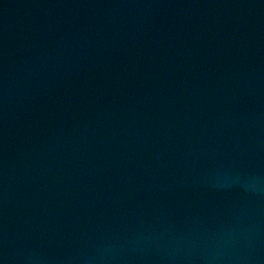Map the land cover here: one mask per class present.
Returning a JSON list of instances; mask_svg holds the SVG:
<instances>
[{
    "label": "water",
    "instance_id": "water-1",
    "mask_svg": "<svg viewBox=\"0 0 264 264\" xmlns=\"http://www.w3.org/2000/svg\"><path fill=\"white\" fill-rule=\"evenodd\" d=\"M0 264H264V0H0Z\"/></svg>",
    "mask_w": 264,
    "mask_h": 264
}]
</instances>
